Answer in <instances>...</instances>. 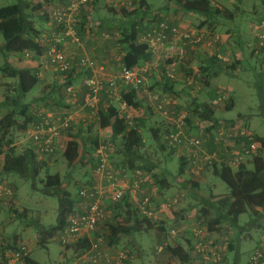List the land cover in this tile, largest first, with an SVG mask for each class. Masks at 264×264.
<instances>
[{
	"label": "trees",
	"instance_id": "1",
	"mask_svg": "<svg viewBox=\"0 0 264 264\" xmlns=\"http://www.w3.org/2000/svg\"><path fill=\"white\" fill-rule=\"evenodd\" d=\"M43 2H50L52 0H41ZM166 2V6L164 7V11H171L172 9H179L186 14H194L197 15L202 21L199 25V28H203L207 26L209 30L216 32V26H221V20L228 21L233 23L230 27V30H237L239 28L236 27L235 17L233 13L225 8L219 7L214 3L216 0H164ZM29 6L27 2H19L14 5H8L0 8V33L4 39L3 48L0 50V54L4 56L5 62L4 65L0 66V74H2L6 79L12 80L14 83V87L11 85V88L14 90L12 95H6L3 101L0 103V110H5L6 114L0 118V156L4 155V162L2 166V175L3 176H19L25 179L32 178L36 179L39 171L44 167L45 163L43 162L38 167L34 166L36 163L37 154L34 151L33 146H31L27 151L22 154V156H16L14 153V134L16 131H27L30 125L36 121L38 117V113L41 111L40 108H31V105L24 103L25 97L29 94L34 87L40 82V80L36 77V72L33 71L32 68L18 69L12 66L8 62V57L14 54L23 55L25 57L26 52H33L32 61L41 62V56L44 52V48L40 42V32L33 25L30 20L33 16L31 13L29 16L26 13V8ZM110 10H115L114 7L109 6ZM149 6L147 4V0H141L138 6L133 10V12H126L125 9H121L123 16L125 17H133V23L131 25V30L121 33V38L119 43L123 45L124 55L122 56V65L127 68H133L136 66H142L144 63L153 64L158 63L157 68L152 67L151 72H161L162 75V83H159V87L162 91H156L154 94L158 95L161 98L169 99L171 105L168 106L170 109L176 110L180 112V107L177 103V97H174V83L176 78H171L166 73L165 63H162L160 58H157L156 55L151 53L149 46L145 43L139 42L141 37L139 36L141 31H137L136 26L140 23L144 17L147 16ZM34 12L38 11L37 6L33 7ZM143 18V19H142ZM150 18V17H149ZM264 20V15L260 16L259 21L255 22L256 24H260ZM163 22L157 14L155 15L150 23L152 26L157 25ZM167 24L171 27H179L172 22H167ZM250 23V29L251 31ZM223 26V25H222ZM151 27V26H150ZM194 29V28H193ZM149 29H147L148 32ZM229 30V31H230ZM146 30L144 31V33ZM254 37V41L258 45V49L255 53L264 55V46L260 47L257 41V38L251 33ZM140 37V38H139ZM212 37V36H210ZM239 40V38H238ZM218 42V41H217ZM210 43L212 47L210 48L209 57L207 56H196L194 62L196 64L197 59L200 64L196 69H192L188 65L187 67L176 66L177 70L181 73L183 77V81L179 84L186 88L189 92H194L195 96L200 94H204L209 98L208 102H200L199 105H195L193 109H191L192 115L190 114V118L187 119V126L191 129L188 130L192 135H198L196 133H200V128L196 125H193V121L196 120L198 122H212L213 126L208 127L205 132L211 133L212 131L218 127L219 116L217 113L219 112V108L213 107L211 102L217 98V93L220 88L212 85L213 81L218 78L221 74H232L239 69L240 63L243 59L242 56L245 55V48L242 44L236 43L238 46L239 54L228 55L221 54L219 49L215 44L214 40H209V35L203 39V41L197 45H187L186 49L189 46H193L194 48H200V46H205ZM213 43V44H212ZM186 52V50H185ZM219 56H222L227 59L226 62L221 60ZM185 62V61H183ZM167 63V62H166ZM262 74L260 77V81L257 85V91L261 98L262 103H264V58L262 59ZM198 65V64H197ZM85 69V68H83ZM88 70V69H86ZM69 74V78L67 83L70 85H74L72 82V76L75 72L74 69ZM177 75V72H176ZM91 75H87L84 77H88ZM192 78L194 84L189 85L188 79ZM62 85V84H61ZM119 88L117 91V96L119 100L117 102L108 94H106L107 100H105L106 105L100 102L98 112L96 117L93 119L88 126H71L67 132L64 133L65 136H69L70 140L67 138L64 139L66 141L65 148L62 153L63 158L67 162L69 167H73L77 164L85 165L86 162L90 166L93 167V160L91 158L93 152L102 141V143L108 142L113 145L115 148V152L111 154L110 162L116 171L124 173L126 171L133 170H145L150 179H153L155 186L158 187L159 191H162L164 188H168L170 182L167 177L160 178L158 174L151 175L152 172L156 168L155 165H152L150 161L145 159L146 153L141 150H146L144 133H146L145 128L147 125V117L134 118L133 126H129L128 123L120 117L119 115V106L120 104H125L127 108L131 111L139 110L143 107V100L140 98L139 93L144 92L149 86L140 87V88H130L126 86H122L119 83ZM63 86V85H62ZM64 89V88H63ZM184 90V89H183ZM230 90L227 89L226 93L228 94V100L222 106L224 109L232 110L235 106L234 97L231 96ZM104 93V92H103ZM173 95V96H172ZM167 107V108H168ZM48 111V110H46ZM190 111V110H189ZM159 112V111H158ZM161 113V112H160ZM162 115V114H161ZM163 116V115H162ZM246 119V117H243ZM163 119L167 121L168 125L166 127H158V128H149L147 132L153 136L152 140L159 143V137L162 134V137L165 138L164 143H161L160 147L163 151H166L165 154L169 155V158L175 154L176 150H172L167 145V135L171 130V122L166 117L163 116ZM96 123V130L92 132V127ZM233 124L236 123V120L232 121ZM72 132V130H75ZM108 129L111 132L109 136H102L99 134L100 130ZM164 129V130H162ZM70 132V133H69ZM93 134H92V133ZM196 132V133H194ZM69 135H68V134ZM254 135V134H253ZM253 139L259 142L261 148L259 150V155L253 158L252 164L253 169H248L245 164L241 165L238 169L233 170L225 163L214 164L213 173L215 176L219 177L223 183L226 185L228 193L221 197L216 203L215 198L211 201L212 204H215L217 207V222L219 225H227L230 228V233L234 230H237L239 217L244 214H249L252 216V220L250 223L244 227L243 229H238L236 234L230 236V243L227 248L228 251H235L234 248V240L243 230L250 231L251 228H254L257 223H259V218L264 216V138L254 135ZM210 150L205 148L208 151H216L215 146L213 144V137L209 140ZM154 142V141H153ZM153 142H149L153 145ZM147 144V146H150ZM32 145V144H31ZM5 147L9 148L10 151L7 154L5 152ZM12 152L14 154H12ZM149 153V150L147 149ZM177 152V151H176ZM152 150L150 151V154ZM54 156V155H53ZM115 156H118L119 162L115 160ZM52 157V155H51ZM179 169L178 173L180 176L184 175L187 172L186 170V160L184 157H179ZM24 166L27 168L24 169ZM191 178H193L190 175ZM24 179V180H25ZM195 179V178H194ZM85 181V180H82ZM184 182V181H183ZM82 188L78 190V195L72 198L69 191L64 189V184L61 182L60 177L55 174H48L45 181V193L51 196H57L59 199V213L56 221V225L54 227L43 228L40 224L35 223L36 230L38 231V246L44 248L46 247L50 241L55 239V236L60 233L66 226L67 217L73 214L79 204L81 203V198L79 196L80 190L83 188H87L93 185V177L88 179ZM184 190L193 191L196 189V185L194 182L187 180L184 183ZM190 188V189H189ZM10 191V190H9ZM158 194V193H157ZM11 195V191L10 194ZM160 195V194H159ZM178 197L174 196L173 198ZM181 201L182 197H178ZM212 197H209L211 199ZM154 205L159 207L161 204H155L154 197H152ZM172 199V198H170ZM169 199L160 200L162 203H166ZM219 205V206H218ZM104 212L105 210H110L118 214L119 216H124V222H119L118 224H108V239L112 245H116L120 242V240L134 239L136 234L141 233L143 231V226L145 224L146 229H153L154 225L152 223L157 221H152L149 219H143L137 211V208L133 206L130 202V198L126 196L118 202H110L106 201L103 205ZM12 214L18 215L16 211H13ZM106 214V213H105ZM14 215V216H15ZM16 217V216H15ZM20 217V216H19ZM186 220L185 218L178 216L176 221L179 219ZM21 219V218H20ZM198 222V219L196 221ZM30 226L32 224L26 223L25 226ZM200 226V225H199ZM172 227H169L167 230V234L169 236V231ZM190 227H187L189 230ZM212 232V229H208ZM160 231L165 232V228L161 227ZM264 233V231H263ZM262 233V234H263ZM186 237L191 235V229L189 232H186ZM2 239V237H0ZM16 238H14L15 240ZM188 239V238H187ZM12 246H4L0 244L1 255L4 257L3 260L0 259V264L11 259L15 254L21 252L20 245H16L17 241L15 240ZM3 241V240H1ZM189 242V248L185 249L181 245H176L175 247L169 246V244L163 245L164 250L172 256V258L176 259L179 264H190V248L193 247V243ZM161 245L157 246L156 251L158 252V248ZM88 247V241L84 240L75 246V252L77 255L82 254L85 249ZM28 250V249H27ZM255 250V248H254ZM253 250V251H254ZM12 252L11 255H7V252ZM29 252V251H28ZM131 252L126 254V258L122 261L121 264H125L128 259L131 258ZM21 264H39L32 260L28 253L26 256H22ZM203 264V263H202Z\"/></svg>",
	"mask_w": 264,
	"mask_h": 264
},
{
	"label": "built area",
	"instance_id": "2",
	"mask_svg": "<svg viewBox=\"0 0 264 264\" xmlns=\"http://www.w3.org/2000/svg\"><path fill=\"white\" fill-rule=\"evenodd\" d=\"M91 0H67L65 5L55 8L48 15L50 22L49 46L42 55L41 62L45 60L47 67L60 77L65 93L70 100L77 97V88L68 84L69 74L73 65L66 54L65 47L68 44L78 46L81 38L78 35L76 25L79 24L78 14L85 8ZM93 1V0H92ZM109 5L133 11L141 0H107ZM148 32L141 37V42L149 46L151 53L160 58L165 63L166 73L169 77L175 78L177 61L182 60L185 55L187 45H197L205 39L204 32L197 29L183 30L181 27L169 26L166 21L148 28ZM251 31L257 38L260 47L264 46V20L260 24H252ZM208 45H211L208 43ZM33 52H26L25 57L32 59ZM224 62L226 58L219 56ZM167 62V63H166ZM158 63L127 68L122 66L118 75L110 79H100L96 76L99 65L89 58H81L79 66L92 72L91 76L82 80L85 90L83 108L88 110L90 120H93L98 112L101 102V93H108L115 102L119 100L117 91L119 83L130 88L145 87L146 77L151 72V68H157ZM40 78L41 74L36 73ZM188 84H194L190 77ZM227 91V90H226ZM225 90H219L217 98L211 102L216 108H221L228 100ZM151 100L156 104V109L170 120L171 130L167 135V145L170 149L180 153V157L186 160V170L193 178H198L208 170L213 169L214 164L225 163L231 169L236 170L241 165L246 164L249 159L259 155L261 148L259 142L253 139L254 135L247 128H238L232 122L219 120L218 127L211 133L205 132L208 127L213 126L212 122L204 121L201 125L200 133L192 135L186 122L190 118L188 112H178L170 109L169 99L161 98L152 93ZM73 103V102H72ZM71 103V104H72ZM168 107V108H167ZM119 115L129 126H133L135 115L125 104H120ZM203 123V122H202ZM201 123V124H202ZM73 125V115L66 111L61 115L41 109L38 117L27 130L29 139L35 153L41 157L53 156L57 151H64V133ZM200 126V125H199ZM203 127V128H202ZM213 137V144L216 151L205 149L206 140ZM206 139V140H205ZM115 148L111 143L102 141L99 143L91 158L93 160L92 177L93 185L83 188L79 192L81 203L76 211L67 217L66 226L58 235V240L63 246L76 245L84 240L88 241V247L79 255L78 261L82 264H121L127 257L125 252L112 254L111 248H103V237H95L98 226L105 220L103 205L106 201L118 202L128 196L130 202L137 208L138 214L143 219L152 221H162L165 214L172 215L171 221L175 223L178 216H175L180 200L178 197L169 199L159 207L154 205L153 194L149 189V174L145 170H133L121 173L116 171L110 162L111 154ZM9 195L10 191L0 184V196ZM173 212V213H172ZM179 220L178 224L169 231L173 237L178 235L177 225L187 226L191 224V235L193 238V248L195 255L201 263H218L222 260L223 249L221 244H217L211 239L210 234L205 233L203 228L194 220ZM195 222V224H194ZM193 227V229H192ZM230 228L225 229V240L229 238ZM21 252L15 254L11 259L1 264H14L22 261V256H26L28 250L26 246L20 245ZM164 246L158 248V252H163ZM249 264H264V233L261 235L260 243L252 252Z\"/></svg>",
	"mask_w": 264,
	"mask_h": 264
},
{
	"label": "rangeland",
	"instance_id": "3",
	"mask_svg": "<svg viewBox=\"0 0 264 264\" xmlns=\"http://www.w3.org/2000/svg\"><path fill=\"white\" fill-rule=\"evenodd\" d=\"M34 1L37 0H0V8L8 5H14L19 2H27L29 3V6L26 8V13L29 16H31L30 14L33 13V16L30 20L32 21V23L37 24L41 20L38 19L39 17H36V15L34 16L35 12L32 11L33 7L36 6ZM147 3L150 4L153 10V14L151 15L152 17H150L149 19L152 20V18L155 17L156 13L159 18L166 22H171L172 17H180L179 15H181L182 17H186L188 21L191 22L190 24L195 27L194 29L204 32L207 36L209 35V40H214V44L218 48H220L219 51L221 54L227 53L230 56L237 53L239 54L240 51L238 50V46L236 43L238 42V44H244L243 46L246 47L245 55L242 56L243 59L240 63L239 69L236 72H233L232 74H221L220 76H218V78L215 79L217 80L216 82H214L215 85L216 83L220 84L221 86L217 87L221 90H230V94L234 97L235 101V106L232 110H227L221 107L219 108V112L217 113V115L219 116V120H225L229 123L233 120H236L235 125H237L238 128H247V130H249L254 135L264 138V103H262L257 91V85L260 81V77L262 74L261 63L262 59L264 58V55L255 53L257 50H259L258 45L254 41V37L251 34L253 32L249 31L250 23L254 24L255 22L259 21L260 16L264 15V0L214 1V3L219 7L228 9L233 13L235 17L236 27L239 28L237 30L232 31V29L230 30V27L233 23L221 20V26H216V32L209 30L207 26L199 28V25L201 24L200 21L202 20L197 15L186 14L179 9L165 11V13H170V16H172L167 19L166 16L168 15L163 16V14L159 13L166 6V2L164 0H147ZM108 5L109 3L107 2V4L103 5L102 7V10L105 14H107V9L109 7ZM115 9L118 10V14L115 17L116 21H114L113 23L114 26L123 22V14L121 12V9L124 8L117 7ZM125 11L128 13L133 12L128 11L126 9ZM173 11H175L174 14ZM125 18H127V20H130L133 17L129 18L127 16ZM146 18L147 16L144 17L143 21H147ZM132 23L133 20L131 22L123 23L118 29V37L116 38H121L120 33L122 32V28L123 31H130ZM189 29L190 28H185L183 30ZM141 34H143V30L141 31ZM112 41H115V39H112ZM3 45L4 39L0 33V50L3 48ZM113 45H115V43ZM204 56L209 57L210 52L206 50V52H204ZM4 62V56L0 54V66L4 65ZM196 62L198 65L200 64L198 59ZM41 64L42 65H40V67L45 66L46 70L49 69L47 67V64L45 63V60H43ZM54 76L55 73H47V80H53ZM11 85L13 86L14 83H9L8 79H6L2 74H0V103L3 101L6 95H12L14 93V90L11 88ZM56 86H61V83L57 81ZM46 88V86L42 87L41 84L38 83L34 87V89L29 94H27L23 102L31 105V108L34 105L33 108H40L52 112V105L56 101H51L47 98L50 93L48 94ZM145 91L147 92V89ZM148 91L149 93H144V98L142 99V109H144L145 113L141 115L147 116L148 121L145 128L146 133H144V137L146 138L144 148L146 150L143 149L141 151L146 153L145 159L150 161L152 165H155L157 167L158 170L156 171V173L159 174V176L160 172L165 170L172 174H177L179 169V160L178 156L175 155L176 151L173 156L165 160L164 157L167 150L163 151L160 147V140L161 143H164L165 141V138L162 137L163 133L160 135L158 143V140H152L153 136L147 132V129L149 128H158L160 126L166 127L168 125L167 121L165 122L161 116L155 114V112L153 113L152 109L150 108L148 104L149 102H152L150 94L154 92L153 88ZM156 91L160 92L162 90L157 89ZM199 96V100H202V102L209 101V98L206 95L200 94ZM74 99H78V97H75ZM192 100L193 99L191 97L182 95L179 98V102H177L180 107V111L188 112L192 115L191 110L189 111L190 108H194L195 106V104L192 103ZM103 105H105V103ZM53 112L56 113L57 111ZM3 114H6V111L0 110V118L3 116ZM61 114L62 113H60V115ZM243 117H246V119H244ZM196 123H198V125H196ZM201 123L202 121H193L194 126L196 125L198 127L200 125L198 128H200L201 125L204 126V122L202 124ZM90 125L92 127V132H94V130H96L97 128L96 123ZM74 131H76V129L72 130V132ZM102 136L103 135H101V137ZM151 141H154L153 145L149 143ZM65 142L66 141L63 140L64 144H66ZM209 142L210 141L208 140H206L205 142V148H207L208 150H210ZM147 144H150V146H147ZM31 146V141L29 139L27 131L15 132L13 148L15 149L14 153L16 156H22V154H24V152L27 151ZM147 149L149 150V153L147 152ZM151 150L152 153L150 154ZM9 151L10 149L5 147V152H7V154L9 153ZM14 153L12 152V154ZM62 153L63 151H57L56 154L52 157L37 156L36 163H34V166L38 167L43 162L45 163V165L39 171V174L37 175L35 180H33L32 178L25 179L15 175L3 176L2 166L4 162V155L0 156V184L11 191V195L3 194L0 196V237H2V239L0 238V244L4 246H12L13 240L14 238H16V245H25L29 251L28 256L39 264L83 263L82 261H78L79 255H77L75 252L76 245L73 244L68 247L63 246L58 240L59 234H57L55 236V239L50 241L49 244L44 248L38 246L37 244L39 235L34 224L38 223L43 228L50 229L51 227H54L56 225L59 213L58 197L47 195L44 191L46 189L45 181L47 175L57 174L60 177L61 182H63L64 184V189L70 192L72 198L78 195V190L83 187V185L85 184L84 182L92 178V168H90L87 162L85 165L77 164L73 167H69L67 162L63 158ZM179 153L181 152L179 151ZM115 160L119 162L118 156H115ZM252 161L253 160L251 158L247 162H245V166L248 169H253ZM25 168H27V166H24V169ZM208 172H210V170H208ZM184 176L185 178L189 177L188 174H185ZM206 178H211L210 182L203 188L204 193L206 195L213 194L214 196H221L228 192L226 185L219 177L214 176L212 174H208ZM185 196L186 194L181 199L179 203V208L182 202L189 199V196ZM13 211H16L18 215L12 214ZM105 213V220L100 222L95 237H103V248H110L112 246L113 248L110 249L111 252H113L112 254H115L116 252H125L126 254H128L131 252V258L128 259L125 264H179L176 259L172 258V256L167 252L166 249L161 253H157L156 248L159 245L166 244H169V246L171 247H175L179 244L184 246L185 243L182 238L186 237V232H189L191 228L187 230V226L177 225L176 230L178 231V235L172 238L173 235L168 236L167 230L169 227L174 226L173 222L172 224H167V226L163 225V221L154 222L152 223L154 225L153 229H146V226L144 224L143 231L141 233L136 234V236H134V239L124 238L120 240L118 244L112 245L108 239L109 233L107 225L124 222V216L121 217L118 214L111 212L110 210H105ZM214 213L215 212H210L208 216L203 215L199 217L201 219L199 225L201 226V228H203L205 233L207 232L208 234H210V231L208 229L213 228L212 226L214 223V219H216ZM196 216L197 214L193 215L195 222L196 218H198ZM179 220L180 217L175 224H178ZM251 220V215L244 214L239 217L238 224L246 228V226L250 223ZM258 222L260 224L257 223L254 228H251L250 231L243 230L240 234H238L233 243L235 251L232 252L228 251L229 249L227 248L231 236L230 234L229 238L223 246V249L225 248V246L226 249L222 251V260L218 263L209 264H249V259L254 250V247L260 241L259 233H263L262 231L264 229V217H260ZM26 223L32 225L25 226ZM161 227L165 228L166 231H160ZM220 227L221 229L219 228V230L222 234L225 229H227V227L229 226H227L226 224H221ZM187 238L193 243L192 235H188ZM1 253L2 252L0 251V259L3 260L4 257L1 255ZM11 253L12 252L8 251L7 255L10 256ZM193 257L200 264H202L200 259L195 255L194 248ZM14 264H21V261Z\"/></svg>",
	"mask_w": 264,
	"mask_h": 264
},
{
	"label": "crops",
	"instance_id": "4",
	"mask_svg": "<svg viewBox=\"0 0 264 264\" xmlns=\"http://www.w3.org/2000/svg\"><path fill=\"white\" fill-rule=\"evenodd\" d=\"M67 0H52L50 2H43L41 0H37L34 1L38 11L37 13L35 12L34 16L36 15V17H39L38 19H40L41 21L39 23H34L33 25L36 27V29L40 32V42L44 48V52L42 55H44L46 53V51L48 50V46H49V36H50V22H49V18L48 15L51 13V11L55 8H58L60 6L65 5ZM107 0H91L90 3L83 9H81L80 13L78 14V20H79V24L76 25L77 28V32L79 37L81 38V44L78 46H74L72 44H68L65 47V51L67 56L69 57L70 62L73 65V69L75 70L73 76H72V82L74 84V86L77 88V97L78 99H74V100H70L69 97L67 96V94L64 92L63 86H56L57 81L60 82V77L55 74L53 80H47V73H54L53 71L47 69L45 66H41V62H37V61H32V60H28L26 58H24L23 55H11L8 57V62L14 66L15 68L18 69H25V68H32L34 72L36 73H40L41 77L38 78L40 80L39 84H41L42 87L46 86L47 91L49 96L47 97L49 100L51 101H56L53 105H52V109L53 111H57L55 114L60 115V113H64L66 111H69L72 113L73 115V126L75 127H79V126H88L89 123H91L94 120H90V117L88 116V110L83 108V102H84V93L85 90L82 86V80L85 78L84 76L87 75H92V72L90 70H86L81 68V66H79V60L81 58H89L91 60H94L95 62L98 63L100 70H98L96 76L99 77L100 79H110L113 76H116L119 74L121 68H122V56L124 55L123 52V45L121 43H119L120 39H117L116 37H118V29L120 28V26L123 23L126 22H131L132 20H127V18H125V16L123 17V22L119 23L118 25L114 26V21H116V16L118 14V10H110V8L108 7L107 9V14L104 13V11L102 10L103 5L107 4ZM149 8L148 12H147V21H143L141 20L139 24H137L136 29L137 31H142L143 30V34L144 31L147 30L150 26H152V24L150 23L149 17H152L151 15L153 14V10L152 7L150 6L149 3H147ZM110 6V5H108ZM114 7V6H111ZM116 8V7H114ZM174 10V9H173ZM161 14H163V16H166L167 19H169L170 13H165V11H161L159 12ZM175 13V11H173V14ZM157 14V13H156ZM40 15V16H39ZM180 17H172L171 22L174 23L175 25H178L180 27H182L183 29L185 28H190L193 29L195 27H193L190 23V21H188V19L186 17H182L181 15H179ZM143 19V18H142ZM201 22V21H200ZM125 30V29H124ZM122 32L123 28L121 29ZM110 32V33H109ZM121 32V33H122ZM112 33V34H111ZM120 33V34H121ZM141 33H140V37H141ZM115 37V38H113ZM139 37V38H140ZM112 39H115V41H112ZM141 42V39L140 41ZM115 43V45H113ZM212 47V45H205V46H200V48H194L193 46H189L188 49H186V53L184 55V58L182 60H178L175 59L177 61L178 64V68L179 66H184L187 67L188 69V65H191L190 67L192 69H196L198 68L199 65H197V62L195 64L194 59H195V54L196 56H202V54L204 55V52L209 51L210 48ZM213 48V47H212ZM212 54V52L210 53ZM185 61V62H183ZM41 70V71H40ZM176 78L173 82L168 81L169 83H174V97H177L178 100L177 102H179V98L182 95H186L191 97L192 103L195 105H199L200 102L202 103V100H199L200 96H195L194 92H189L186 88L181 87V85L179 84L180 82L183 81V77L181 76V73L179 72V70H177L176 68ZM54 75V74H53ZM9 83L13 82L12 80H8ZM217 80H214L212 85H215L214 82H216ZM159 83H162V75L161 72L158 73H149L146 77V85L149 86L148 90H151L153 88V92H156L157 89H160L159 87ZM146 86V87H147ZM215 86H221L220 84H217ZM184 89V90H183ZM53 90V92H52ZM144 93H149V91H145L144 92H140L139 96L141 99L144 98ZM107 93H101V103H105V100H107L106 97ZM108 95V94H107ZM173 96V95H172ZM198 98V99H197ZM73 102V103H72ZM72 103V104H71ZM150 108L152 109L153 113L155 112V114H158L159 116H161L163 118V116L161 115L160 112H158V110L156 109V104L154 102H149L148 103ZM56 105V106H55ZM57 108V109H56ZM193 108H190L189 110H191ZM135 115V117H139V118H144L147 116H142L141 114H144L145 111L144 109H139V110H135L132 111ZM148 118V117H147ZM166 122V120H164ZM100 135L103 136H109L111 135V132L108 129H103L99 131ZM65 138L69 139V136H65ZM178 156V159L180 157V153L176 152V154ZM165 160L169 159V155L167 156V154H165L164 157ZM154 168H156L154 170V172L151 173V175H155L156 171L158 170L157 167L155 166ZM160 168V167H158ZM188 174L189 173H184ZM208 174H212L213 170H210V172H205L204 174H202L200 177L198 178H191L190 175L188 178H185L184 175L180 176L179 173L177 174H172L170 172H168L167 170L165 171H161L160 172V176L158 174V176L160 178L162 177H167L168 181H173L170 182L169 187L166 189H162V191L158 190V187L155 186L153 182V179L150 181V186H152L149 189V192L151 191V193L154 196V200H155V204H163L162 202H160V200H164V199H170L173 198L174 196H178V197H184V195L186 194V196H189L188 200H185L184 202H182L180 204V208L179 206L177 207L176 212L174 213L175 216H180L185 218V219H190L189 216L192 215H196V221L198 219V222L201 221V219L199 218L200 216L206 215L208 216L210 214V212H215V217L216 219H214V223H213V228H212V232L210 233V237L212 240H214L217 244H221L222 247L224 246V243L226 242V240L224 239V234L225 231L221 234L219 228L221 229L220 225L217 222V209H216V205L212 204L211 200L213 198H215V202H217L221 197L225 196L226 194H223L221 196H214L213 194L211 195H206L204 193V186L207 185L210 179H207L206 177L208 176ZM215 176V175H214ZM190 180L191 182L193 181L194 184L196 185V189L193 191H189L186 188V191L184 190L185 185L182 184L185 181ZM184 181V182H183ZM190 189V188H189ZM158 193V194H157ZM160 194V195H159ZM185 196V197H186ZM209 197H212L211 199H209ZM191 202V203H190ZM220 205V203H219ZM218 205V206H219ZM180 209V210H179ZM173 213V212H172ZM166 217V218H165ZM171 217L172 215L170 214H165L164 218H163V225L167 226V224L171 223ZM264 217V216H263ZM181 220V219H180ZM263 220V219H262ZM176 223V220H175ZM173 223V224H175ZM260 224V223H259ZM238 226L243 229V226H240L238 224ZM187 227H191V224L188 223ZM239 227H237L238 229H240ZM235 231H232L231 234V238L232 235H235ZM264 231V229H263ZM262 231V232H263ZM229 234V235H230ZM259 237L261 238V235L259 233ZM184 241V248L188 249L189 248V242H187V238H182ZM231 240V239H230ZM230 240L228 243H230ZM260 243V241L256 244V246L254 248L257 247V245ZM180 245V244H179ZM182 246V245H181ZM111 249L113 248L112 246L110 247ZM226 249V246H225ZM190 250V264H200L194 257H193V247L191 246ZM224 251V250H223Z\"/></svg>",
	"mask_w": 264,
	"mask_h": 264
}]
</instances>
